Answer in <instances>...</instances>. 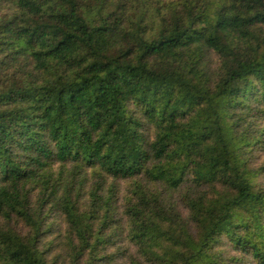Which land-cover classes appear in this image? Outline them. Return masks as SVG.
<instances>
[{"label":"trees","instance_id":"1","mask_svg":"<svg viewBox=\"0 0 264 264\" xmlns=\"http://www.w3.org/2000/svg\"><path fill=\"white\" fill-rule=\"evenodd\" d=\"M256 151L264 0H0V264H264Z\"/></svg>","mask_w":264,"mask_h":264},{"label":"rangeland","instance_id":"2","mask_svg":"<svg viewBox=\"0 0 264 264\" xmlns=\"http://www.w3.org/2000/svg\"><path fill=\"white\" fill-rule=\"evenodd\" d=\"M166 1H170V0H166ZM171 1H174V0H171ZM216 62H217L216 57L214 55H210L208 58V66L211 69V71H210L211 74H213V71L216 68ZM254 158H256V161L260 163L264 160V153H262V152L257 153V151H256L254 153ZM86 172L87 173L85 175H81L79 178L75 179L77 184L73 186V189L75 191L79 190V188L82 189L83 197H85L86 194L88 193L90 186H92V184L97 182L96 181L97 179L94 178L95 174L93 175V173L91 171H86ZM65 173L69 176H72L70 174V172H65ZM66 179L68 181H70L72 179V177H68ZM259 182L264 184V178L260 177ZM79 183H82V185L79 186ZM110 184H113L114 188L116 189L115 194L117 196L115 199H117V197H118V201L114 202L113 204H114L115 210L117 212V216H116L115 221L119 224L118 231H119L120 238L115 237L114 238L115 245H114V243H112L113 245L111 246V249L108 248L107 251H105V252L112 258V264H127V263H124L125 262L123 259L124 256L126 258H130L131 256H135V251H136L135 247L128 240H125V237L123 236V233H122L123 226H122V222H121V220H122L121 215L123 213L122 212L123 201H121V200H122V198H125V195H126L127 190L129 188L130 182H126L123 180L114 181L111 178L110 179L106 178L105 184H104L105 191L108 190ZM186 186H184V188H186ZM179 193L180 192L173 194L171 201L175 202V204L178 200ZM162 194H164V191H162ZM169 194L170 193L166 194V196ZM34 199H35V196H34ZM82 199H84V198H82ZM86 199H87V197H86ZM179 211L183 217H187V212L181 206H179ZM56 220H57L56 224H54V228H53V235L51 234V235L47 236L45 239L47 242H50L52 244L51 246H46V247L50 250L49 256H53V257H58L61 253V248L59 247V244H60V241L62 240L61 231L64 230V226L61 223V220L60 221H59V219H56ZM120 227H122V229H120ZM124 233L126 235V228L124 229ZM119 252L120 253L123 252L124 256L119 254ZM103 254H104V252H103ZM114 256H116V258ZM232 264H234V263H232Z\"/></svg>","mask_w":264,"mask_h":264}]
</instances>
